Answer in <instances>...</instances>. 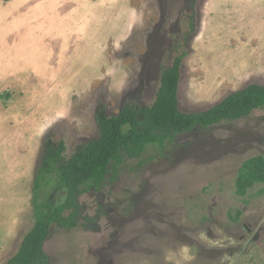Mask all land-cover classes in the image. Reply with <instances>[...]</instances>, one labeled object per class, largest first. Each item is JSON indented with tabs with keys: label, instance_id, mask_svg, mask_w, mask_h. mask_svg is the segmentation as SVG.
<instances>
[{
	"label": "rangeland",
	"instance_id": "rangeland-1",
	"mask_svg": "<svg viewBox=\"0 0 264 264\" xmlns=\"http://www.w3.org/2000/svg\"><path fill=\"white\" fill-rule=\"evenodd\" d=\"M182 53L183 113L264 86V0H0V264L35 202L65 198L56 183L34 198L46 147L61 142L67 160L97 139L98 115L149 106ZM256 156L264 109L124 158L79 193L74 227L50 228L48 264H264V183L235 193Z\"/></svg>",
	"mask_w": 264,
	"mask_h": 264
},
{
	"label": "trees",
	"instance_id": "trees-1",
	"mask_svg": "<svg viewBox=\"0 0 264 264\" xmlns=\"http://www.w3.org/2000/svg\"><path fill=\"white\" fill-rule=\"evenodd\" d=\"M191 26V22L189 23ZM191 30V29H190ZM184 53L159 74V86L149 106H123L116 115L97 116L98 137L83 144L67 160L64 145H48L34 179V198L41 185L56 183L65 190L63 202H35V220L23 236L17 251L4 264H48L43 245L53 225L69 229L77 224L79 193L99 188L110 175L114 181L124 158L139 159L150 146L163 148L178 135L196 128L207 129L222 122L248 116L264 109V86L250 84L233 92L213 107L198 113L178 109L177 91ZM257 183H264V159L256 156L242 164L235 181V193L243 196ZM36 201V200H35Z\"/></svg>",
	"mask_w": 264,
	"mask_h": 264
}]
</instances>
